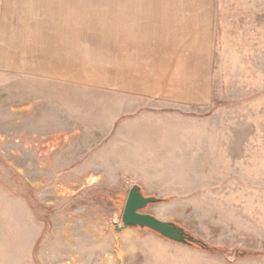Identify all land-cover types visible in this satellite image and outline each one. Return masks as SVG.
<instances>
[{
	"label": "rangeland",
	"instance_id": "rangeland-1",
	"mask_svg": "<svg viewBox=\"0 0 264 264\" xmlns=\"http://www.w3.org/2000/svg\"><path fill=\"white\" fill-rule=\"evenodd\" d=\"M127 2L0 0V264H264V0H216L206 106L130 117ZM134 184L219 251L114 230Z\"/></svg>",
	"mask_w": 264,
	"mask_h": 264
},
{
	"label": "crops",
	"instance_id": "crops-1",
	"mask_svg": "<svg viewBox=\"0 0 264 264\" xmlns=\"http://www.w3.org/2000/svg\"><path fill=\"white\" fill-rule=\"evenodd\" d=\"M216 6V0H128L124 53L120 58L114 48L112 67L118 94L129 105L135 96L132 112L128 105L125 114L174 105L197 112L210 102V76L200 67L199 55L210 54L215 45ZM121 123L118 118L120 134L130 125Z\"/></svg>",
	"mask_w": 264,
	"mask_h": 264
},
{
	"label": "water",
	"instance_id": "water-1",
	"mask_svg": "<svg viewBox=\"0 0 264 264\" xmlns=\"http://www.w3.org/2000/svg\"><path fill=\"white\" fill-rule=\"evenodd\" d=\"M158 202H161V198L153 195H144L138 184L132 185L128 190L121 214L122 224L120 226L115 225L114 230L146 228L167 240L193 245L196 238L181 226L171 221L161 220L150 213L143 212L148 205ZM238 251L236 250V255H238Z\"/></svg>",
	"mask_w": 264,
	"mask_h": 264
},
{
	"label": "trees",
	"instance_id": "trees-1",
	"mask_svg": "<svg viewBox=\"0 0 264 264\" xmlns=\"http://www.w3.org/2000/svg\"><path fill=\"white\" fill-rule=\"evenodd\" d=\"M166 199L161 198V201H165ZM194 236V235H193ZM196 238V241L194 242L193 247L199 248L201 250H205V251H212V252H216L219 251V249L217 247L214 246H210L207 243H205L203 240L199 239L198 237L194 236ZM238 255L242 256L243 253L240 254V252H238Z\"/></svg>",
	"mask_w": 264,
	"mask_h": 264
}]
</instances>
